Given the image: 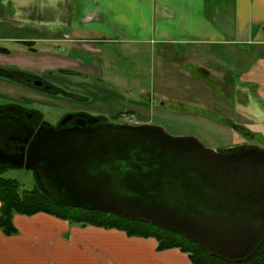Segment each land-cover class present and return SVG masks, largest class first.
Segmentation results:
<instances>
[{
    "label": "crops",
    "instance_id": "crops-1",
    "mask_svg": "<svg viewBox=\"0 0 264 264\" xmlns=\"http://www.w3.org/2000/svg\"><path fill=\"white\" fill-rule=\"evenodd\" d=\"M0 43L16 45L14 52L0 45L6 50L0 57H29L27 51L43 58L44 73L58 70L76 79L71 86L56 88L80 103L105 98L99 92L108 88L101 84L133 88L118 83L129 74L112 71L125 65L116 60L118 52L133 58L162 49L165 56L176 55V62L192 65L203 58L204 65L218 68L199 64V71L231 80L234 96H242V113L264 126V0H0ZM177 49L187 53L178 55ZM128 77L124 82L132 81ZM88 80L97 86L94 93L82 89L91 87ZM250 96L263 112L254 114L257 118L246 110ZM154 97L148 91L137 95L149 104ZM158 97L163 105L166 96L160 92ZM133 99L137 105L127 102V110L117 115L136 117L139 103L135 95ZM221 104L227 105L219 100L220 110ZM144 105L139 108L143 114ZM151 113L148 109L141 116L147 120ZM12 222L17 234L0 231V264H193L178 249L158 251L155 239L129 237L116 229L74 224L45 213L14 215Z\"/></svg>",
    "mask_w": 264,
    "mask_h": 264
},
{
    "label": "water",
    "instance_id": "water-1",
    "mask_svg": "<svg viewBox=\"0 0 264 264\" xmlns=\"http://www.w3.org/2000/svg\"><path fill=\"white\" fill-rule=\"evenodd\" d=\"M72 118L34 131L0 116V169L30 170L55 202L150 223L229 262L264 238V150L221 152L159 126Z\"/></svg>",
    "mask_w": 264,
    "mask_h": 264
},
{
    "label": "rangeland",
    "instance_id": "rangeland-1",
    "mask_svg": "<svg viewBox=\"0 0 264 264\" xmlns=\"http://www.w3.org/2000/svg\"><path fill=\"white\" fill-rule=\"evenodd\" d=\"M0 45L11 51L16 49L15 44L5 45L0 43ZM34 49L39 50L41 47L36 46ZM1 52L5 53L6 50L0 48ZM176 52H179L178 55L187 53L186 50L182 51L180 49H177ZM25 53L29 57L14 56L12 58L2 55L0 57V69L12 72L17 70L32 74L36 78H47L56 87H60L61 84L71 86L70 82L74 83L77 81L60 74L58 70H55L53 73H44L42 69L44 64L43 58H38L40 55L37 56L27 51ZM85 58L87 57L82 56V59ZM115 58L118 62L125 65L122 68L118 65L112 71L114 73L118 71L119 73L129 74V77L123 78V82L116 81L125 86L130 84L133 87L132 89L107 87L106 84H101L99 85L100 87L108 88L106 89L107 91L99 92L105 95V98H95L88 102L80 103L61 96L59 92L58 95L50 96L33 88H27L22 84H17L12 79L6 78L3 72L0 73V86L3 87L0 91V107L23 104V106H28V108L39 111L43 115V119L51 125H55L65 112L78 110L84 111L82 113L88 114L91 117H98L96 119H102L107 124L120 125L126 123L127 125H131L126 119L121 120L122 115H117V113L127 110V102L129 106L137 105V103H131L135 95L139 106L134 107L138 111L137 116L134 117V121L138 125L159 126L168 135L174 137H194L206 148L221 152L232 147L240 149L239 146L243 148L256 147L264 150V126L262 125V121L257 122L248 115L246 118V115L243 114L244 111L242 113L243 108L239 104V101H242V96L240 95V97L238 94L237 97L236 95L234 96L233 89H230V87L232 88L231 80L225 81V75H218V73L207 74L199 71V64L210 69L211 67L212 69L218 68L217 65H204V59L201 57L200 60L202 61L194 65L182 61L176 62V55L173 56L170 53L165 56L162 49H157L152 56L134 55L133 58L131 55L124 57L121 52H118V56ZM222 67L224 70L229 69L224 66ZM185 68L192 74L181 70H185ZM236 73L235 70L231 71L233 79H236ZM103 74L105 75L106 72L103 71ZM127 77L132 81L124 82ZM172 77L177 83H174ZM87 82L92 88L84 85L82 89L94 93L95 89L93 87H97L96 84L92 80H88ZM9 89L13 93H10ZM145 91L155 95L154 103L149 104L137 98V95L139 96ZM160 92L167 98L163 100V105L158 103ZM99 93L97 94L98 96H100ZM219 100L227 103V105L221 104L223 106L221 110L218 109ZM249 100L251 107L246 110L249 114L252 113L250 114L251 116L263 113L251 96ZM236 101H238L237 104ZM143 105L147 109L144 112L145 114H148V109L150 112L152 110L149 118L148 116L145 117L147 120L142 118L141 115L144 116L145 114L141 113L139 109ZM133 111L135 112V110ZM244 118L248 122L244 121ZM233 126H235L234 129ZM1 175L5 178L17 180L22 190L31 189L35 186L36 180L33 172L24 168H7Z\"/></svg>",
    "mask_w": 264,
    "mask_h": 264
},
{
    "label": "trees",
    "instance_id": "trees-1",
    "mask_svg": "<svg viewBox=\"0 0 264 264\" xmlns=\"http://www.w3.org/2000/svg\"><path fill=\"white\" fill-rule=\"evenodd\" d=\"M3 72L6 78L12 79L8 76V71L0 69V73ZM234 128L235 126H233ZM239 147L243 148L242 146ZM236 150H239L238 147H232L222 152ZM4 170L0 169V231L5 236L17 234L12 222L14 215L31 216L37 213H45L74 224L116 229L129 237L153 238L157 242L158 251L178 249L187 254L193 264H264V238L248 258L241 262H229L206 252L176 232L160 229L150 223L125 219L105 212L64 206L55 202L41 190L36 177L35 186L31 189L22 190L17 180L1 175Z\"/></svg>",
    "mask_w": 264,
    "mask_h": 264
},
{
    "label": "flooded vegetation",
    "instance_id": "flooded-vegetation-1",
    "mask_svg": "<svg viewBox=\"0 0 264 264\" xmlns=\"http://www.w3.org/2000/svg\"><path fill=\"white\" fill-rule=\"evenodd\" d=\"M8 76L12 78L13 82L17 84H22L23 86L27 88H33L36 91H40L44 94H48L50 96H55L58 95V89L56 86H53L50 80L47 78H36V76H33L32 74H29L27 72H19L17 70L8 71ZM55 88V89H54ZM55 90V91H53ZM57 91V92H56ZM62 96V95H61ZM9 115L10 117H15V118H23L25 121L26 126L29 129L32 130H37L40 127H46V128H58L61 121L69 116L73 115L74 118L78 119H86L87 117H91L88 114L78 112V111H67L65 112L57 121L55 125H51L48 122H46L43 119V115L39 112L36 111L35 109L28 108V106H23V104H12V105H7V106H1L0 107V116L2 115ZM92 118V117H91ZM94 118V117H93ZM98 118V117H95ZM88 119V118H87ZM101 121L99 122H93L92 127L97 126L99 124H107L106 121L100 119ZM74 124V120L69 121L65 124V127H71ZM87 125V124H86ZM10 147L14 151H18L20 146L10 144ZM7 169V168H5Z\"/></svg>",
    "mask_w": 264,
    "mask_h": 264
},
{
    "label": "built area",
    "instance_id": "built-area-1",
    "mask_svg": "<svg viewBox=\"0 0 264 264\" xmlns=\"http://www.w3.org/2000/svg\"><path fill=\"white\" fill-rule=\"evenodd\" d=\"M124 119H126L129 122V124H131L132 126L138 125V123L136 121H134V116L132 114L122 115L121 120H124ZM124 124H126V123H124Z\"/></svg>",
    "mask_w": 264,
    "mask_h": 264
}]
</instances>
